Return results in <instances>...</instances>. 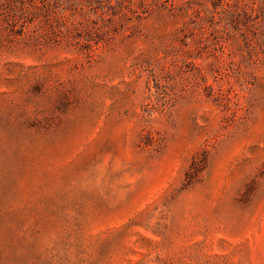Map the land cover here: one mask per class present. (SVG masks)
I'll return each mask as SVG.
<instances>
[{"label": "rangeland", "instance_id": "374dc122", "mask_svg": "<svg viewBox=\"0 0 264 264\" xmlns=\"http://www.w3.org/2000/svg\"><path fill=\"white\" fill-rule=\"evenodd\" d=\"M0 264H264V0H0Z\"/></svg>", "mask_w": 264, "mask_h": 264}]
</instances>
